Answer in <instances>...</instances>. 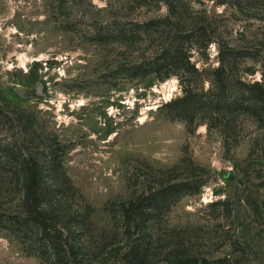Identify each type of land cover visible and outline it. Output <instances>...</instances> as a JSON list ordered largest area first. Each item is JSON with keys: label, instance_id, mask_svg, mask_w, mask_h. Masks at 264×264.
Here are the masks:
<instances>
[{"label": "rangeland", "instance_id": "rangeland-1", "mask_svg": "<svg viewBox=\"0 0 264 264\" xmlns=\"http://www.w3.org/2000/svg\"><path fill=\"white\" fill-rule=\"evenodd\" d=\"M179 1L0 0V105L15 118L18 109L35 114L42 136L31 146L18 127H5L0 139L19 137L40 159L50 140L66 146L64 164L77 190L73 209L93 208L91 233L109 264L127 241L122 205L143 182L152 184L156 170L183 158L204 168L197 174L206 184L166 215L165 240L151 264L164 263L179 243L225 264H264V132L242 118L237 140L221 127L191 133L164 108L183 96L180 80L140 71L170 38L147 25L172 18L175 8L174 23L184 18L209 30L200 45H186L200 69L218 66L220 46L238 48L251 56L238 61L244 78L264 82V0ZM0 264L42 262L2 231Z\"/></svg>", "mask_w": 264, "mask_h": 264}, {"label": "trees", "instance_id": "trees-1", "mask_svg": "<svg viewBox=\"0 0 264 264\" xmlns=\"http://www.w3.org/2000/svg\"><path fill=\"white\" fill-rule=\"evenodd\" d=\"M150 1L173 6V0ZM175 10H171L172 18L147 25L149 29L167 32L170 38L160 53L140 66L143 77L154 74L162 82L174 76L180 80L183 96L164 105L166 115L172 121L185 122L191 133L201 125L221 127L224 136H235L237 140L242 118L252 119L264 132V82L246 80L238 66V61L250 58V54L220 46L218 66L200 69L186 45H200L209 30L199 23L189 26L184 18L174 23L180 13L174 15ZM18 110L15 118L0 105V131L18 127L20 136L25 135L31 146L37 145L42 136L35 129V114ZM23 142L19 137L14 141L0 139V199L10 197V201L0 204V232L13 237L42 264H109L99 235L91 233L93 208L73 209L77 190L65 168L66 146L50 140L45 158L40 159L33 147ZM179 169H184L188 177L175 178ZM198 170L205 171L192 159L183 158L169 170H156L152 184L143 182L140 194L122 205V226L128 242L116 250L118 254L111 264H151L165 240L162 230L166 215L182 198L199 194L205 186ZM174 246L170 245V254L162 264L227 262L224 258L209 259L196 254L183 243Z\"/></svg>", "mask_w": 264, "mask_h": 264}, {"label": "water", "instance_id": "water-1", "mask_svg": "<svg viewBox=\"0 0 264 264\" xmlns=\"http://www.w3.org/2000/svg\"><path fill=\"white\" fill-rule=\"evenodd\" d=\"M42 88V86H40V89ZM22 95V93H20Z\"/></svg>", "mask_w": 264, "mask_h": 264}]
</instances>
